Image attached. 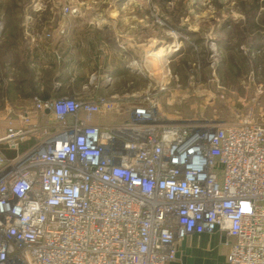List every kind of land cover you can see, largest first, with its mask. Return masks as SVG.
Instances as JSON below:
<instances>
[{
  "label": "built area",
  "instance_id": "obj_1",
  "mask_svg": "<svg viewBox=\"0 0 264 264\" xmlns=\"http://www.w3.org/2000/svg\"><path fill=\"white\" fill-rule=\"evenodd\" d=\"M218 60L210 44L213 73ZM157 94L5 107L0 264H170L180 241L214 232L227 239L228 264H264V116L168 119ZM109 113L125 117L92 123Z\"/></svg>",
  "mask_w": 264,
  "mask_h": 264
},
{
  "label": "rangeland",
  "instance_id": "obj_2",
  "mask_svg": "<svg viewBox=\"0 0 264 264\" xmlns=\"http://www.w3.org/2000/svg\"><path fill=\"white\" fill-rule=\"evenodd\" d=\"M79 3L80 0H0V36L4 31L8 36L17 32L18 24L23 26L25 49L33 53L36 44L45 46L47 41H59L63 35L59 33L61 27L40 23L43 32L29 36L33 14L43 11L62 17V8L71 4L77 8L73 15L76 16ZM106 4L114 2L109 0ZM145 8L151 31H154L151 35L160 39L158 44L151 46L147 57L149 64L145 65L149 69V74L145 73L148 88L158 91L156 103L160 115L183 120L202 116L223 122H233L235 116L249 113L257 118L264 116V0H144ZM250 23L257 25V33L248 30ZM210 44L215 45L219 53L214 73L206 64ZM171 45L177 46L178 50L172 52V48L168 52ZM17 53L19 51L0 48L2 128L5 107L28 106L34 97H38L33 92L35 89L48 90L53 84L76 86L82 76L73 66H68L64 72L61 67L45 72L46 63H37L31 55L30 60L22 54L18 59ZM163 55L169 60L165 70L157 64L163 62ZM52 56L62 59L59 53ZM7 57L11 61L17 58V61L7 66L3 60ZM194 69L197 81L191 84L188 76ZM168 71L169 77L164 78ZM90 78L91 75L89 81ZM95 82L97 80L91 83ZM219 86L222 88L218 90ZM60 96L49 98L67 97ZM114 115L125 117L124 113Z\"/></svg>",
  "mask_w": 264,
  "mask_h": 264
},
{
  "label": "crops",
  "instance_id": "obj_3",
  "mask_svg": "<svg viewBox=\"0 0 264 264\" xmlns=\"http://www.w3.org/2000/svg\"><path fill=\"white\" fill-rule=\"evenodd\" d=\"M107 1L109 0H80L76 16L66 19L58 13L41 11L33 14L28 29L29 36L34 37L43 32L44 27L40 23L53 28L59 26L64 32L59 41H47L45 46L40 44L41 47L36 51L37 63H46L45 72L52 69L55 71L58 67L64 72L63 70H68V66H73L82 75L76 86L53 84L48 90L35 89V96L43 98L61 95L60 97L91 99L148 89V77L145 73L149 70L145 65L149 64L147 57L151 46L158 44L160 39L156 40L151 35L154 31H151L144 0H113L112 5L106 4ZM58 53L62 56L60 60L52 56ZM222 57L223 55L220 56V61ZM92 74L97 75V83L89 81ZM103 75H110L112 82L103 84ZM123 119L112 113L93 116L92 123L110 126ZM2 133L3 128L0 126V136ZM227 253L228 242L223 234H194L177 244L175 260L170 264H228Z\"/></svg>",
  "mask_w": 264,
  "mask_h": 264
},
{
  "label": "trees",
  "instance_id": "obj_4",
  "mask_svg": "<svg viewBox=\"0 0 264 264\" xmlns=\"http://www.w3.org/2000/svg\"><path fill=\"white\" fill-rule=\"evenodd\" d=\"M166 2H171V1H174V0H165ZM19 23V22H18ZM251 24V23H250ZM248 25V30L250 29L251 33H257L255 32L256 29H257V25L252 23L251 25ZM6 28V26H5ZM12 30V29H11ZM2 36H0V42L2 43V45H0V48L4 49V51L7 49H13L15 50L16 52L19 51V54L17 53V58L19 56V58H21V54L25 57H29L31 55V57L33 56L35 59H37V53L36 51L38 50L39 47H41V45L39 46L37 44V49L32 52H28V50H26V46L24 45V27H20L19 24L17 26V32L13 33V34H10L8 36V34L5 33V31L3 32V34H1ZM26 42V41H25ZM22 52V53H20ZM6 56H8V53L6 54ZM23 57V58H24ZM17 58L13 61L11 60H8V57L3 59L4 62H5V65H12L11 63H15V61H17ZM18 58V59H19ZM30 60V57L28 58ZM22 60V59H20ZM42 100H47V99H51L49 97H43L41 98Z\"/></svg>",
  "mask_w": 264,
  "mask_h": 264
},
{
  "label": "bare ground",
  "instance_id": "obj_5",
  "mask_svg": "<svg viewBox=\"0 0 264 264\" xmlns=\"http://www.w3.org/2000/svg\"><path fill=\"white\" fill-rule=\"evenodd\" d=\"M158 57V56H157ZM160 59V57H158ZM149 70V69H148Z\"/></svg>",
  "mask_w": 264,
  "mask_h": 264
}]
</instances>
